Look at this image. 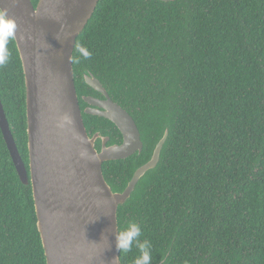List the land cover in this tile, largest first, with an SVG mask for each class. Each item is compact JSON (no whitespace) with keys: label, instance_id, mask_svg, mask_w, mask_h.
<instances>
[{"label":"trees","instance_id":"trees-1","mask_svg":"<svg viewBox=\"0 0 264 264\" xmlns=\"http://www.w3.org/2000/svg\"><path fill=\"white\" fill-rule=\"evenodd\" d=\"M6 47L0 100L27 164L24 76L12 37ZM72 66L118 87L154 146L168 130L118 229L140 223L152 264H264V0H99ZM108 166L123 189L133 171ZM36 222L0 131V264H46Z\"/></svg>","mask_w":264,"mask_h":264},{"label":"water","instance_id":"water-1","mask_svg":"<svg viewBox=\"0 0 264 264\" xmlns=\"http://www.w3.org/2000/svg\"><path fill=\"white\" fill-rule=\"evenodd\" d=\"M168 1V0H158ZM99 0H0L16 27L12 36L24 76L28 167L17 149L0 100V131L15 172L31 185L46 264H121L116 247L118 207L156 168L168 130L137 168L126 188L114 193L102 163L141 150L138 129L119 107L102 114L124 135V144L100 153L81 117L72 57L77 37ZM87 84L102 92L95 78ZM162 260L159 264H162Z\"/></svg>","mask_w":264,"mask_h":264},{"label":"flooded vegetation","instance_id":"flooded-vegetation-1","mask_svg":"<svg viewBox=\"0 0 264 264\" xmlns=\"http://www.w3.org/2000/svg\"><path fill=\"white\" fill-rule=\"evenodd\" d=\"M170 1L171 0L158 2L167 3ZM81 73V76H74V85L76 89L78 105L87 135L90 139L93 140L94 148L98 153L108 148H119L125 142L124 135L121 133L118 127L108 118H105L102 115L106 113L110 107L116 106L126 112L132 118L138 129L139 138L141 141L140 151L133 150V152L127 155L126 157L119 158L116 160H109L102 163V171L103 176L105 174V181H107L106 175L110 176V178L116 177V175L112 174V170H110V167L108 166L109 164H111V167L117 166L119 170H122L123 172H126L128 168H131L133 172L128 180L129 182L137 168L141 167L144 163H146L145 159L139 161L140 155L145 151L148 153V157H150L152 147L154 146L156 140L152 138L151 135H145L142 132L141 128L137 124L136 117L132 114V106H134V103L130 102L127 97H123V95L117 93L118 87H116L115 85L109 86L107 84H103L97 77L92 74H87L82 71ZM87 78H95L99 82L102 88V92L90 87L86 82ZM25 165L28 167V161ZM128 182L126 183V186ZM139 182L137 183V185L139 184ZM107 184L110 186L111 190L114 193H121L126 188L125 186L121 190H116V186H120L119 182L117 183V185H114V187L109 183ZM28 185H30V183Z\"/></svg>","mask_w":264,"mask_h":264},{"label":"clouds","instance_id":"clouds-1","mask_svg":"<svg viewBox=\"0 0 264 264\" xmlns=\"http://www.w3.org/2000/svg\"><path fill=\"white\" fill-rule=\"evenodd\" d=\"M15 27L14 21L7 17V9L0 8V66L5 65L9 61L10 53L6 47V43L7 39L14 35ZM4 32L7 33L6 37L3 35ZM79 51L84 58L91 56V53L83 47ZM141 235L142 229L140 223L130 220L122 230L117 229L116 247L121 254L122 252H130L135 245L139 249V255L135 258L134 264H152V245L147 240L141 241L139 239ZM119 258L120 256L117 259L119 260Z\"/></svg>","mask_w":264,"mask_h":264}]
</instances>
